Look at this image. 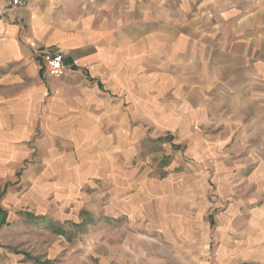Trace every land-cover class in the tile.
I'll list each match as a JSON object with an SVG mask.
<instances>
[{
	"label": "crops",
	"instance_id": "1",
	"mask_svg": "<svg viewBox=\"0 0 264 264\" xmlns=\"http://www.w3.org/2000/svg\"><path fill=\"white\" fill-rule=\"evenodd\" d=\"M45 50L63 54L64 75L46 76ZM126 107L198 154L232 116L264 129V0H0V177L20 175L29 146L102 151ZM119 141L97 153L107 186L122 184Z\"/></svg>",
	"mask_w": 264,
	"mask_h": 264
},
{
	"label": "rangeland",
	"instance_id": "2",
	"mask_svg": "<svg viewBox=\"0 0 264 264\" xmlns=\"http://www.w3.org/2000/svg\"><path fill=\"white\" fill-rule=\"evenodd\" d=\"M125 110L124 130L105 131L102 151L29 146L20 175L0 177V264H257L264 129L255 130L256 120L234 125L232 116L207 127L218 140L198 147L210 148L202 155ZM120 139L122 184L107 186L97 153Z\"/></svg>",
	"mask_w": 264,
	"mask_h": 264
},
{
	"label": "built area",
	"instance_id": "3",
	"mask_svg": "<svg viewBox=\"0 0 264 264\" xmlns=\"http://www.w3.org/2000/svg\"><path fill=\"white\" fill-rule=\"evenodd\" d=\"M10 4L13 7H25L29 4V0H10ZM38 55L44 60L47 77H60L68 69L60 51L45 50L38 52Z\"/></svg>",
	"mask_w": 264,
	"mask_h": 264
},
{
	"label": "trees",
	"instance_id": "4",
	"mask_svg": "<svg viewBox=\"0 0 264 264\" xmlns=\"http://www.w3.org/2000/svg\"><path fill=\"white\" fill-rule=\"evenodd\" d=\"M0 213L2 214L0 215V226H1L2 224L5 223V212L0 209Z\"/></svg>",
	"mask_w": 264,
	"mask_h": 264
}]
</instances>
